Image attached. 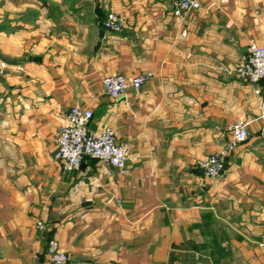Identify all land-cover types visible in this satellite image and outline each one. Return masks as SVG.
<instances>
[{
  "label": "crops",
  "instance_id": "crops-1",
  "mask_svg": "<svg viewBox=\"0 0 264 264\" xmlns=\"http://www.w3.org/2000/svg\"><path fill=\"white\" fill-rule=\"evenodd\" d=\"M198 1L177 17L170 0H0V264H53L51 240L67 264H264V82L236 73L264 46V0ZM75 106L114 129L125 174L55 160ZM237 121L248 140L205 176Z\"/></svg>",
  "mask_w": 264,
  "mask_h": 264
},
{
  "label": "built area",
  "instance_id": "built-area-1",
  "mask_svg": "<svg viewBox=\"0 0 264 264\" xmlns=\"http://www.w3.org/2000/svg\"><path fill=\"white\" fill-rule=\"evenodd\" d=\"M173 5L174 15L183 17L186 14L200 8L198 0H170ZM106 31L121 33L124 30L122 19L114 12L109 13L104 22ZM6 65L1 64V73H5ZM239 78L253 85L264 82V46L251 44L247 55L242 63L236 68ZM152 77V73L130 78L123 75L108 76L103 83L107 94L119 100L125 97L129 87L141 88L146 81ZM259 94V89H256ZM93 112L89 109L75 106L67 117V124L60 130L57 139V152L55 160L60 163L66 171L79 169L86 157L100 161L105 168V173L117 170L125 174L128 162V152L125 147L116 143L115 131L111 127L103 130L92 131L90 124ZM232 136L230 141L217 153L198 160L196 166L209 178H219L225 171L229 156L248 140L249 131L244 121H237L231 126ZM38 228H44L42 221L38 222ZM49 257L53 264H67L69 256L60 249L56 240L49 242Z\"/></svg>",
  "mask_w": 264,
  "mask_h": 264
}]
</instances>
